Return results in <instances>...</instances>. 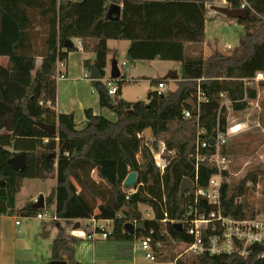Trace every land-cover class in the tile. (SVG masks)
<instances>
[{
	"label": "trees",
	"instance_id": "obj_1",
	"mask_svg": "<svg viewBox=\"0 0 264 264\" xmlns=\"http://www.w3.org/2000/svg\"><path fill=\"white\" fill-rule=\"evenodd\" d=\"M212 1L0 0V215L14 212L16 195L26 178L44 180L56 172V185L45 198L46 206L55 203L59 218L55 222L58 233L51 244V260L77 262L78 238L66 232L61 220L74 224V220L92 216L112 221L107 239L115 242L114 253L119 257L132 256L134 237L150 228L165 226L174 241L193 242V237L184 228L177 229L172 221L185 217L195 196V190L181 194L182 179L187 177L198 186H205L217 173L215 164L196 161L198 140L209 141L217 131L227 130L229 108L223 105L221 93L231 101L230 110L243 111L257 99V84L264 86V80L254 86L243 81L264 71V0H246L249 15L245 20H237L244 31L242 43L234 50L237 54L217 48L208 56L202 51L186 53L185 44L205 43L208 3ZM226 1L229 7L238 8L242 0ZM112 2L122 5L118 20L107 15ZM43 29L46 50L36 53V39ZM74 38L81 40L83 51L95 54L93 62L84 61L85 67L88 70L96 67L102 76L106 74L108 40L131 41L128 55L133 59L137 48L149 49L148 59L165 58L164 53L171 49L172 58L181 61L177 88L161 96L153 91L146 104L141 100L113 98L104 87L97 90L100 105L115 111L117 120L94 116L86 109L87 124L78 129L74 113L55 112L58 60L65 59L63 50H77L76 45L64 47L65 40ZM177 49L179 52H174ZM38 59L41 62L36 68ZM123 82L124 78L119 81V93ZM199 91L205 100H198ZM191 98L198 105L196 111L186 103ZM186 110L191 111L189 117ZM93 119L99 122L91 124ZM38 121L56 125L57 133L50 134L37 125ZM149 127L157 140L176 149L163 174L155 165L144 136H138ZM200 131L204 134L200 135ZM67 144L68 149L60 151ZM198 150L212 154L215 146ZM221 150L230 151L226 145ZM22 152L27 153L28 164L15 170L9 160ZM91 171L96 172L99 181L90 175ZM131 171L137 172L136 182L125 186L124 180ZM259 175H264V168L248 171L234 186L224 184L221 195L224 215L253 218L262 211L264 184L260 207L249 198L257 190ZM249 182L252 184L248 185ZM134 188L136 192L129 194ZM141 203L153 208V219L142 217ZM33 204L21 211L31 216L43 211ZM199 204L202 210H211L205 200L200 199ZM128 221L134 224L143 221L145 227L129 234L124 229ZM262 249V245L251 246L247 257L237 253L185 252L177 256L175 264H264L258 258Z\"/></svg>",
	"mask_w": 264,
	"mask_h": 264
},
{
	"label": "rangeland",
	"instance_id": "obj_2",
	"mask_svg": "<svg viewBox=\"0 0 264 264\" xmlns=\"http://www.w3.org/2000/svg\"><path fill=\"white\" fill-rule=\"evenodd\" d=\"M228 6L226 0H213L208 3L209 19L207 21L206 34L207 38L204 44L193 45V51H202L205 56L210 55L216 48L224 51L225 53H238L234 51L239 48L244 37L243 26L240 25L237 19H232L226 15L211 10V5ZM45 31L44 29L39 32L36 39V53H43L46 50L45 47ZM128 45L126 40H109L108 49L109 55L114 57L120 66V70L123 74L127 75L126 82L122 86L125 99L130 102L148 101L149 94L155 91L156 83L160 80H165L166 87L164 91L167 93L169 90H175L177 88V79L168 77V74L173 71H177L181 74V61L176 59H164L161 56H157L154 59L147 61H140L131 58L127 59V53L125 47ZM198 51V52H199ZM190 52H192L190 50ZM124 60H129L128 65H122ZM41 59L37 60L36 68L39 67ZM111 66H108L106 70L107 74L110 73ZM259 84V83H258ZM257 84L258 97L256 100L250 103V106L243 111L229 110L227 116V126L232 127L239 125L240 130L230 137L229 142L226 144L228 154L232 157L233 163L230 168V180L229 185L234 186L244 175L256 168H264V86ZM54 110V109H53ZM55 112L56 106H55ZM234 132V131H232ZM44 146V145H42ZM49 175V176H53ZM90 175L95 180H100L95 171H91ZM259 181L255 194H250L251 200H256V207H260V200L262 199L261 187L264 184V175H259ZM92 177V178H93ZM75 182V181H74ZM53 179L43 180L41 178H26L21 186L20 191L16 195L17 212L20 213V221L23 223L20 227L21 232L25 228V224H29L32 230V239L39 236V229H42L47 220L38 218L36 215L26 216L25 211H21L22 206L31 205V198L36 197L41 192H49L53 187ZM79 190L77 183H74ZM252 183L249 182L248 185ZM49 211H53L52 205L47 206ZM20 208V209H18ZM139 210L141 211L144 219H153V208L146 204H139ZM264 219V208L260 213H257L254 217ZM46 221V222H45ZM63 225L65 221L61 222ZM52 227V232L49 234L48 239L43 242L41 257L36 260L35 264H41L46 261L48 256V250L50 248L49 239H52L54 235V224H49ZM71 225V223H70ZM84 227V224L82 225ZM87 229V228H83ZM22 236V234L20 235ZM88 244L89 252L87 259L90 263L94 264L95 252L102 251L101 256L108 262L120 260L125 264H172V262H156L144 257V253L137 247L135 256H125L119 258L115 256L114 247L115 242L109 240H103L94 242L91 240H82ZM30 246V245H29ZM40 251V249H37ZM45 251V252H44ZM181 250L177 249L172 251L169 258L179 255ZM118 258V259H117ZM98 262V261H96Z\"/></svg>",
	"mask_w": 264,
	"mask_h": 264
},
{
	"label": "built area",
	"instance_id": "obj_3",
	"mask_svg": "<svg viewBox=\"0 0 264 264\" xmlns=\"http://www.w3.org/2000/svg\"><path fill=\"white\" fill-rule=\"evenodd\" d=\"M238 8L249 10L250 5L246 0H242ZM74 44L82 46L80 39H77V43L74 42ZM125 64H127V61L123 62V65ZM63 65L64 62L58 60L57 70L63 67ZM62 77H64V74L58 72V78ZM101 80L110 96L118 94L119 81L122 80L121 75L117 79L107 76L103 77ZM261 80H264L263 70L256 72L252 77L243 78L247 86H254ZM165 87V80L158 81L156 83L155 95L161 96L166 94L164 91ZM220 96L223 105H226L230 110L231 101L224 93H221ZM197 98L199 101L205 100L201 91L198 92ZM149 102L150 100L146 101V104H149ZM250 103H252V101ZM185 115L189 117L191 111L186 110ZM239 127V125H236L227 127L225 132L217 131L215 137L211 138L214 140L213 146H215V152L212 154H202L198 150L199 148L211 146L210 140H198V147L195 155L196 161L215 164L217 173L210 177L208 184L205 186H198L193 182L192 191L195 190V196L193 202L188 205L187 214L179 221H172L174 224L181 223L182 229L184 228L187 234L193 237V242L179 243L174 241L169 238L168 230L165 226H161L159 229L150 228L145 233L134 237L133 253L138 247L144 253L146 259L156 262L163 260L164 262V260L169 258L171 252L177 249L181 250L179 255L185 252H193L195 254L209 253L210 255L237 253L247 257L250 254L251 246L256 244L264 246V219L257 216L253 218L237 219L232 216L224 215L221 211L222 188L224 184L229 183V173L231 164L233 163L232 157L228 153L222 152L221 148L229 142L232 135L240 130ZM143 134L144 133H138V136H142ZM199 134H204V131H200ZM146 144L151 151L155 165L160 173L163 174L176 154V149L169 148L165 141L157 140L153 135L146 141ZM132 192H136V189L130 190L129 194ZM200 199L205 200V204L211 206L210 211L201 209L202 207L199 204ZM239 200L240 199H238V201ZM36 216L53 222L59 220L55 209L51 212L45 206L43 207V211L39 212ZM19 223L20 221L17 220L16 224ZM90 225L91 228L89 230L86 229L75 232V237L86 238L91 241L106 240L111 232L110 226H112V221L92 216L90 218ZM176 258L177 257H175V259ZM258 258L264 260V249L258 253Z\"/></svg>",
	"mask_w": 264,
	"mask_h": 264
},
{
	"label": "crops",
	"instance_id": "obj_4",
	"mask_svg": "<svg viewBox=\"0 0 264 264\" xmlns=\"http://www.w3.org/2000/svg\"><path fill=\"white\" fill-rule=\"evenodd\" d=\"M72 41L73 43L74 42L77 43V38H74ZM126 41L128 42V45L125 47V50L127 53V59L131 60L130 56L128 55V50L131 46V41L129 40H126ZM74 45L77 46V50H74V51L63 50L64 52H66L65 59L63 60L61 59L64 62V65L63 67L58 68V72L63 73L64 77L58 78V81H57V85H58V90H57L58 94H57V103H56L57 113H71V112L74 113V119H75L78 129L84 128L87 124V118L85 114L86 109H90L94 116H102L108 120L116 121L118 118L117 113L108 107H102L100 105V99H99V94L97 93L96 84L93 83L92 81L93 78L90 75L91 69L88 70L84 65L85 60H87L88 62H93V60L95 59V54L92 52L83 51V49L81 48L82 46H79L77 44H74ZM107 45H108V42H107ZM193 45L195 44H185V51L187 54L195 53L196 50L193 51V48H192ZM190 50L192 52H190ZM174 52L178 53L179 49H177ZM150 54H151V51L147 48L146 49L137 48L135 50V55H136L135 59L140 60V61H147V60H150L148 59L149 58L148 56H150ZM164 55L166 56L164 59L170 60V59H173L172 56L174 55V53L171 51V49H169V51H166ZM113 60H115V58L109 55V49H108L105 71L108 69L109 65L110 66L112 65ZM124 61H127V64L125 65L129 64V60H124ZM123 62H122V65H123ZM173 72H170L168 74V77H170V74H172ZM107 76H111L110 73L107 74L106 72V74L102 76L101 79ZM121 77L127 78V75L121 72ZM179 78H180V75L178 74L177 79ZM101 79L99 80L102 82ZM125 82H126V79H125ZM112 97L117 98V99H124L128 101L127 99H125L122 86H121V92L120 93L118 92L117 95L112 96ZM46 140L47 139H44V141ZM53 174L54 175L52 177L49 176L46 179H44V180L53 179L54 181L53 187L49 190V192H42V193L40 192L38 196L31 198V202L35 204L36 199H38L41 194L44 195V201H45V198L49 195L51 190L56 185L57 174L56 172H54ZM77 192H79L78 188H77ZM24 206H22V208ZM52 206L55 209V203L52 204ZM45 207L47 206L45 205ZM97 212L98 210H95V213ZM25 215L31 216L28 212ZM19 217H20V213L17 212L16 203H15V210L12 214L8 213V214L0 215V264H17V263L35 264L36 260L42 256L41 253H42L43 242L48 239L49 234L52 232V227L49 224L53 223L54 224L53 227L55 228L54 235L52 239H49L50 248L49 249L46 248V250H48L47 253L49 257H47L46 261L41 263V264H48L51 260L50 259L51 253H52L51 244H52L53 239L56 237L58 233V223L47 220L49 222L44 224L45 226H43L42 229H39L40 230L38 234L39 236H37V238L32 239L33 233H32V230L29 224H25V227H24L25 229L22 230L21 232L20 227L22 226L23 223L20 221ZM17 220L20 221L19 224H16ZM62 221L64 220H61V222ZM74 221L75 223L77 221L80 222L79 228L74 229L75 223L74 224L71 223V225L67 221H65L64 225L61 223L69 235L75 236V232H80V231L85 230L83 229L84 227L87 228V230L91 228L90 218L77 219ZM83 224H84V227L82 226ZM111 227L112 226H110V228ZM21 234L22 236H20ZM82 240H88V239L78 238V241L75 245V259L77 260V262H80V264H88L90 263L89 260L86 258L89 252L88 244H86ZM99 241H103V240H96L94 242H99ZM38 248L40 249V251L37 250ZM104 250L105 249H101L99 252H95V259L93 261L94 264H125L124 262H121L120 260L108 262L107 260H105V258L101 256L102 251ZM135 252L133 253L131 257L135 256ZM175 257L177 256H173V258H171L170 261H164V262H172V264H175ZM159 262H163V261H159Z\"/></svg>",
	"mask_w": 264,
	"mask_h": 264
},
{
	"label": "water",
	"instance_id": "obj_5",
	"mask_svg": "<svg viewBox=\"0 0 264 264\" xmlns=\"http://www.w3.org/2000/svg\"><path fill=\"white\" fill-rule=\"evenodd\" d=\"M210 7L212 10L219 12V13H222V14H224L227 17L232 18V19L245 20V19H247L248 15H249L248 9L232 8L229 6H219V5H214V4L211 5ZM121 9H122V6L120 4L112 2L109 6L107 15L111 19L118 20L120 18V15H121ZM73 46H74V43L71 39L65 40V42H64L65 48H71ZM90 75L93 79L98 80V82L96 83V89L97 90H100V89L105 87L104 84L99 80V79H101L102 75L96 67L91 68ZM110 75L114 79L119 78L121 75L120 68H119L118 62L116 60H113V62H112ZM170 77L177 79L178 73L175 71L172 74H170ZM186 103L191 107L192 110H194V111L197 110L198 106L192 98L189 99V101H187ZM98 122H99L98 119H93L90 121L91 124H97ZM37 125H39L43 129H45L50 134H56L57 133V126L54 124H47L45 122L38 121ZM151 136H152V129L149 127V128L144 130V138L147 141ZM210 143L213 145L214 140L210 139ZM68 147H69L68 144L63 145L60 148V150L61 151L66 150V149H68ZM55 155L56 154L53 153L52 157H55ZM9 162L12 164V166L15 170H22L28 164L27 153L22 152V153L16 154L9 160ZM136 179H137V172L131 171L126 176V178L124 180V185L125 186H133L136 182ZM192 189H193V181L187 177L183 178L182 182H181V186H180L181 194H185V192H191ZM44 206H45L44 195L41 194L39 196V198L37 199L36 203L33 204V207L38 209V208H43ZM79 226H80V222L77 221L74 224V229L79 228ZM174 226L179 230L182 229L181 223H175ZM144 227H145V223L143 221L138 222V224H136V225L130 221H128L124 224V229L129 234H134V232L136 230L142 231L144 229ZM48 264H68V263L66 260H50V262ZM75 264H80V262H76Z\"/></svg>",
	"mask_w": 264,
	"mask_h": 264
}]
</instances>
